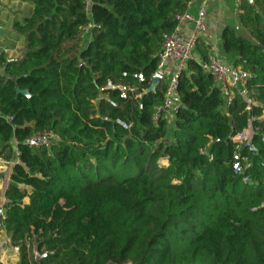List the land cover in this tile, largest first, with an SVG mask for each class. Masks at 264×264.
I'll return each mask as SVG.
<instances>
[{"label": "trees", "instance_id": "16d2710c", "mask_svg": "<svg viewBox=\"0 0 264 264\" xmlns=\"http://www.w3.org/2000/svg\"><path fill=\"white\" fill-rule=\"evenodd\" d=\"M8 1L31 6L12 24L21 55L0 53V227L18 264H264V0H240L237 30L220 35L250 76L246 97L226 103L191 59L172 128L153 120L165 84L144 92L196 0ZM194 55H211L202 37ZM248 128L256 153L236 174L234 137ZM47 131L54 146H25Z\"/></svg>", "mask_w": 264, "mask_h": 264}, {"label": "built area", "instance_id": "2783aa9c", "mask_svg": "<svg viewBox=\"0 0 264 264\" xmlns=\"http://www.w3.org/2000/svg\"><path fill=\"white\" fill-rule=\"evenodd\" d=\"M197 1L199 4L196 13L192 14L190 10L185 12L178 18L174 31L164 37L161 51L158 54L157 69L153 77H157L159 82L165 84V90L162 104L155 109L154 121L161 118L168 123L173 122L180 107L177 93L179 76L181 72L186 70L191 59L198 60L201 68L211 76L214 85L221 91L226 103L232 101V91L234 89L246 97L247 80L250 78L246 71L225 62L216 52L215 54L211 53L206 61L194 55L197 38L208 32L207 11L214 0ZM233 2L237 7L240 5V0H233ZM135 77L138 81L143 80L141 75ZM106 87L108 89L114 88L109 82ZM119 88L121 91L120 96L125 98V88ZM6 119L12 121L11 116H7ZM251 137L252 130L250 128L243 130L234 137V140L239 144L232 157V170L236 174L241 173L244 168L249 166V155L256 153V148L251 144ZM58 139L54 132L47 131L26 139L24 144L30 149L36 147L50 148L56 144ZM261 141L264 142V135L261 136ZM241 146L246 148L247 155L241 154L239 148ZM18 155L19 153L16 151V156ZM15 251H18L16 247ZM36 256L39 257L38 254ZM42 257H45V255H42Z\"/></svg>", "mask_w": 264, "mask_h": 264}, {"label": "crops", "instance_id": "0c3cea01", "mask_svg": "<svg viewBox=\"0 0 264 264\" xmlns=\"http://www.w3.org/2000/svg\"><path fill=\"white\" fill-rule=\"evenodd\" d=\"M233 0H214L207 11L208 20V32L201 37L205 40V43L210 47L211 53H218L217 43L220 41V35L226 26H236L231 24L234 17V4ZM198 1L190 5L189 10L192 14H195L198 9ZM31 6L25 3H19L17 1L0 0V29L5 33L0 37V53H3L9 60H14L21 55L22 40L14 41L12 34V24L16 21H20L23 16L30 10ZM219 44V43H218ZM221 50V49H220ZM225 60V56L221 53ZM219 56H221L219 54ZM226 62V61H225ZM169 127L172 128V122L169 123ZM163 166H166V162L163 161ZM4 196V195H3ZM2 199L4 200V197ZM18 264V260H17Z\"/></svg>", "mask_w": 264, "mask_h": 264}, {"label": "rangeland", "instance_id": "374dc122", "mask_svg": "<svg viewBox=\"0 0 264 264\" xmlns=\"http://www.w3.org/2000/svg\"><path fill=\"white\" fill-rule=\"evenodd\" d=\"M233 2V1H232ZM234 4V17L233 20L231 21V24L237 25V14H238V10H237V5L233 2ZM239 6V5H238ZM236 27V26H234ZM219 43V44H218ZM217 43V47H218V51L219 54L221 55V57H223V55L221 53L222 50L221 46H220V41H218ZM215 54V52H214ZM217 53V55H219ZM225 58V57H224ZM222 59V58H221ZM224 60V59H222ZM227 63L229 61H227V59L225 58V60ZM163 161L159 162L160 166H163ZM8 176H9V164L0 161V215L2 216V206L4 204V200L2 199L3 193L5 191V188L7 186L8 183ZM17 260H18V251H15V247H13L11 245L10 242V238L9 235H7V233L4 231L3 228L0 227V264H17Z\"/></svg>", "mask_w": 264, "mask_h": 264}, {"label": "water", "instance_id": "95a60500", "mask_svg": "<svg viewBox=\"0 0 264 264\" xmlns=\"http://www.w3.org/2000/svg\"><path fill=\"white\" fill-rule=\"evenodd\" d=\"M252 0H247L248 3H251ZM235 30H237V27H234ZM5 33L4 30L0 29V37ZM10 62V61H9ZM14 80V79H12ZM159 83V80L157 77H153L152 78V83L150 85V87L144 92V94H147V93H151V92H154L157 84ZM16 93L19 94V95H22V96H25L27 98H29V94L27 91H22V90H16ZM1 220H2V216L0 215V223H1Z\"/></svg>", "mask_w": 264, "mask_h": 264}]
</instances>
